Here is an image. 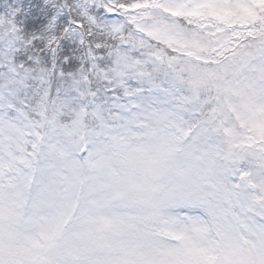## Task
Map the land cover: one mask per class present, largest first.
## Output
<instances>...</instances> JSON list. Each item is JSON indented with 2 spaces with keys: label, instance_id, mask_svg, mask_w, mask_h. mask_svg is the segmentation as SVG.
Masks as SVG:
<instances>
[{
  "label": "snow or ice",
  "instance_id": "snow-or-ice-1",
  "mask_svg": "<svg viewBox=\"0 0 264 264\" xmlns=\"http://www.w3.org/2000/svg\"><path fill=\"white\" fill-rule=\"evenodd\" d=\"M0 264H264V0H0Z\"/></svg>",
  "mask_w": 264,
  "mask_h": 264
}]
</instances>
